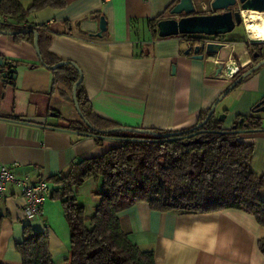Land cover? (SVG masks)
<instances>
[{
  "label": "crops",
  "instance_id": "obj_1",
  "mask_svg": "<svg viewBox=\"0 0 264 264\" xmlns=\"http://www.w3.org/2000/svg\"><path fill=\"white\" fill-rule=\"evenodd\" d=\"M33 1L22 0L25 6ZM177 1L66 0L64 8H45L33 13L30 21L49 25L53 32L50 51L80 67L84 89L99 118L128 128L181 131L195 126L201 113L231 84L224 74L212 76L214 62L223 61V55L225 63L235 61L234 55L242 65L250 59L241 42H223L224 51L217 57L197 60L185 55L190 45L182 38H160L149 21ZM201 7L198 13L205 14L209 7ZM101 16L107 21V33L102 38L91 36L98 33ZM0 57L16 65L17 76L6 89L0 82V167L6 165L18 177L34 182L48 179L52 196L58 189L54 177L81 160L103 156L118 143L108 139L99 146L93 136L68 132L69 123L81 119L73 89L54 84V73L40 64L33 45L0 35ZM263 99L264 66L228 94L216 113L225 112L223 126L231 128L238 116L250 115ZM258 116L264 122V115ZM241 140L254 146L251 170L264 174V131L245 134ZM97 189L91 179L77 191V202L90 216L98 204ZM260 194L264 199V189ZM24 204L16 186L0 201L4 216L0 264H22L17 246L24 241L27 225L48 236L54 264H68L71 232L61 201L49 198L44 217L35 221L25 220ZM119 218L135 244L155 253L157 264H264L257 246L264 228L244 211L160 212L140 202L121 211Z\"/></svg>",
  "mask_w": 264,
  "mask_h": 264
},
{
  "label": "trees",
  "instance_id": "obj_2",
  "mask_svg": "<svg viewBox=\"0 0 264 264\" xmlns=\"http://www.w3.org/2000/svg\"><path fill=\"white\" fill-rule=\"evenodd\" d=\"M66 5V0H34L29 6L23 5L22 0H1L0 13L8 16L11 22L0 25V31L28 30L13 37L17 43L27 42L34 47L32 31H36L40 64L51 70L61 61L70 60H63L50 51L53 32L49 25H34L30 17L45 8L62 9ZM173 6L159 18L149 21L155 34L158 22L170 15ZM225 36L210 39L223 43ZM178 37L190 46L203 44L201 36ZM234 58L237 60L235 55ZM249 68H240L231 82ZM51 71L55 85L63 84L71 89L80 77L79 71L71 65ZM77 101L83 119L95 129L88 127L83 119L69 123L66 129L81 136H93L99 146L108 139L118 144L103 156L81 160L66 173L54 177L58 189L51 198L61 201L71 232L68 264H157L155 253L141 249L121 226L119 213L140 202L160 212L244 211L264 228V199L260 194L264 189V174L257 175L251 170L255 149L241 140L245 134L264 130L256 107L250 115L238 116L231 128L223 126L224 122L215 111L200 129L191 131L189 128L172 138H162L140 132H98L96 129L107 131L122 126L95 115L84 83L77 89ZM212 106L201 113L197 124L208 117ZM151 130L159 134L173 132ZM91 179L98 184L94 192L98 204L90 216L76 197L79 188ZM3 221L4 216L0 215V234ZM257 246L264 256V235L258 239ZM17 251L22 264H54L48 236L29 225L24 227V241L17 246Z\"/></svg>",
  "mask_w": 264,
  "mask_h": 264
},
{
  "label": "water",
  "instance_id": "obj_3",
  "mask_svg": "<svg viewBox=\"0 0 264 264\" xmlns=\"http://www.w3.org/2000/svg\"><path fill=\"white\" fill-rule=\"evenodd\" d=\"M196 0H179L172 9L170 10V15L172 18H167L160 20L157 24L155 32H157L160 38H169V37H178L180 35H189V36H205V37H215L231 34L235 31L237 27L244 25L245 27V18L243 16V11H253L264 13V0H211L210 8L211 14H199L195 6ZM29 32L28 30L17 32V31H0L1 35L5 36H15L18 34H23ZM35 35V49L38 57H40V49L38 47V33L32 31ZM107 33V21L104 16H101L99 19V31L96 34H90L91 36L102 38ZM257 43V42H255ZM223 45L218 46V44L209 43L201 44L194 46H189L185 51V55H192L194 59L205 60L207 58L217 57L223 48ZM249 57V56H248ZM238 59V58H237ZM216 60V59H215ZM208 63H213L209 60ZM71 65L77 69L80 73L79 79L73 86V101L79 114L80 118L83 119V114L79 108L77 101V89L83 83V72L77 63L73 61H61L60 63L51 67V70H56L59 67ZM247 65H242L238 63V71H236V65H229L228 62L216 60L214 62V72L213 77H218L221 74H224L227 80H232L240 68H246ZM264 66V60L258 64L250 67L247 71L235 79L229 87L223 92L219 99L213 104L208 117L193 126L190 130H198L203 127L211 116L215 113L217 105L244 79L252 75L259 68ZM175 69V66H174ZM16 65L11 62H5L2 57H0V82L3 83V88L11 86L13 81L16 80ZM4 97V94H2ZM256 113H264V99L256 104ZM226 114H221L219 116L220 121H225ZM84 123L95 129L86 119H83ZM102 133H115V132H140L152 134L154 136H159L162 138H172L175 135L180 134L182 131H173L169 133L159 134L151 129H138V128H128V127H118L110 129L107 131H100ZM264 131V130H263ZM74 134H80L78 132L68 131Z\"/></svg>",
  "mask_w": 264,
  "mask_h": 264
},
{
  "label": "built area",
  "instance_id": "obj_4",
  "mask_svg": "<svg viewBox=\"0 0 264 264\" xmlns=\"http://www.w3.org/2000/svg\"><path fill=\"white\" fill-rule=\"evenodd\" d=\"M208 12L207 10L204 13L206 14ZM9 22H11V19L0 13V25H7ZM201 37L203 44H216L210 37ZM255 42L260 43L264 41L259 39H249L248 41L249 44ZM236 71H238V66H236ZM11 186H16L21 190L22 197L25 200L23 207L25 220H41L44 217V205L51 198L49 180L41 178L39 181L34 182L29 177H18L10 167L2 165L0 167V201L5 199Z\"/></svg>",
  "mask_w": 264,
  "mask_h": 264
},
{
  "label": "bare ground",
  "instance_id": "obj_5",
  "mask_svg": "<svg viewBox=\"0 0 264 264\" xmlns=\"http://www.w3.org/2000/svg\"><path fill=\"white\" fill-rule=\"evenodd\" d=\"M243 16L245 18V30L248 32L249 37L254 40L259 39L264 41V13L243 11ZM225 47H228V45ZM228 64L236 65L237 63L232 60Z\"/></svg>",
  "mask_w": 264,
  "mask_h": 264
},
{
  "label": "rangeland",
  "instance_id": "obj_6",
  "mask_svg": "<svg viewBox=\"0 0 264 264\" xmlns=\"http://www.w3.org/2000/svg\"><path fill=\"white\" fill-rule=\"evenodd\" d=\"M201 4H205L207 7L209 6L208 11L211 10L209 0H204L203 3H201V1H199V0H196L195 6L197 8V10H196L197 12H198V10H201V8H202ZM249 39H251V38L249 37L248 32L244 28H242V26H240V27H237L233 33L225 36V42L226 43H223V44L232 45V44L237 43V42H241V43L245 44L247 41H249ZM216 44H221V43H216ZM245 49H246V47H245ZM229 50H231V48H229ZM222 51H224V48L221 49V52ZM235 57L237 58L236 55H235ZM222 58H223V61H225L226 55H223ZM237 60H235V61H237ZM237 63H239V62L237 61ZM262 114L264 115V113H262ZM87 206H90V205H87Z\"/></svg>",
  "mask_w": 264,
  "mask_h": 264
},
{
  "label": "flooded vegetation",
  "instance_id": "obj_7",
  "mask_svg": "<svg viewBox=\"0 0 264 264\" xmlns=\"http://www.w3.org/2000/svg\"><path fill=\"white\" fill-rule=\"evenodd\" d=\"M206 14H211V10ZM241 26L242 28L245 29L244 25H241ZM244 46L246 47V50H247L246 52L249 54L247 55L249 56V59H250L248 67H252L258 64L259 62H261L262 60H264V42L249 44L247 41L244 44Z\"/></svg>",
  "mask_w": 264,
  "mask_h": 264
}]
</instances>
